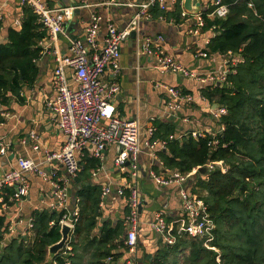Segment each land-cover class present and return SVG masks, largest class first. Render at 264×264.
<instances>
[{
  "label": "trees",
  "instance_id": "trees-1",
  "mask_svg": "<svg viewBox=\"0 0 264 264\" xmlns=\"http://www.w3.org/2000/svg\"><path fill=\"white\" fill-rule=\"evenodd\" d=\"M221 1L229 7L226 17L203 16L202 31L212 33L207 52L237 56L238 63L229 68L224 84L200 90L211 106L225 109L216 121L223 128L215 138L217 145H210L213 139L207 134L193 138L192 131L177 138L176 127L169 122L154 125L153 138L166 142L159 153L163 166L187 176L190 192L207 205L214 223L210 245L218 251L220 261L216 262V252L205 248L201 238L173 234L174 244L162 243L146 264H264V0ZM180 3L175 0L169 11L153 7L150 16L177 21ZM21 13L20 26L7 27L4 41L0 40V113L13 99L23 103V91L32 89L40 74L36 62L46 33L32 8L22 6ZM83 159L73 191L80 213L67 259L69 264H116L129 252L125 244L128 206L125 203L123 218L114 223L102 216L100 189L87 182V172L98 167V160L86 155ZM209 164L213 169L207 168ZM203 167L207 172L199 174ZM12 193L11 188L3 190L5 201ZM63 214L51 209L32 211L34 227L24 236L17 234L4 241L9 221L0 213V264H48L49 247L61 237L58 220ZM50 259L66 264L61 252Z\"/></svg>",
  "mask_w": 264,
  "mask_h": 264
},
{
  "label": "built area",
  "instance_id": "built-area-1",
  "mask_svg": "<svg viewBox=\"0 0 264 264\" xmlns=\"http://www.w3.org/2000/svg\"><path fill=\"white\" fill-rule=\"evenodd\" d=\"M174 3L175 0H146L135 6L136 12L122 30H119L113 23H107L106 34L101 41L99 40L101 18L92 15L86 27L84 38L69 39L68 54L64 55L59 51L56 43L59 36H65V25L74 15L77 7L50 8L45 0L19 1L21 7L29 6L33 9L46 33V37L40 42V46L44 44L45 49L51 48L47 53L53 56L55 62L52 75L53 96L46 99L45 104L54 115L57 128L64 135L65 142L59 150L45 151L42 161L37 162L27 155L16 157L15 166L6 169L0 177V213L7 214L9 203L16 204L17 209L22 208V203L29 195L28 174L36 173L49 182L54 192V203L49 205L50 209L64 212L58 220L60 233L63 226H67L70 230L63 248L58 251L61 252L66 264H69L67 258L72 251V234L80 213L77 199L72 201L69 206L71 198L69 194L71 182L69 181H74L81 172L85 155L88 154L89 157L101 161L109 146L118 147L114 166L120 173L127 174L125 178H129L132 182L123 183L115 190L119 197H124L128 206L125 244L129 252L133 254L136 250V234L139 224L138 207L143 201L140 190L136 186V180L139 176V156L143 146L146 149L145 153H148L152 158V164L159 168V171L158 168L157 170L150 169L149 178L162 188L177 187L183 210L180 217L168 222L163 211L157 209L153 214L151 228L159 235L161 242L167 245L174 244L175 236L173 234H185L193 238H201L205 248L216 252V262L219 263L220 261L218 251L210 245L213 241L214 223L209 218L207 205L200 197L190 192L186 185L187 176L181 175L176 170L164 169L163 163L157 156L158 153L165 150L166 142L153 141L156 131L153 124L145 126L137 120L119 117L112 100L114 94L118 92L119 86L115 81L109 83L102 81L106 72L113 75V80L118 75L120 71V45L130 36L131 32L136 31L140 20L148 19L150 17L149 12L153 7L162 11H169L173 8ZM100 5L111 7L118 5V3L116 0H101ZM228 12L229 7L221 0H211L208 9L191 15L192 26L189 33L200 34L205 24L204 15L211 19L224 18ZM186 15V12L182 10L181 16L185 17ZM21 16L22 13H20L19 18L14 20L13 26L15 28L20 26ZM162 40V36H159L157 42H152L158 44L155 46H149L147 40L145 43H137L136 54L154 56V68L161 73L179 74L182 77L193 79L203 86L225 82L229 71L199 75L165 54L159 45ZM205 45H208V41ZM207 55L206 51L198 52V56L206 58ZM160 87L168 97V101L165 103L168 114L178 115L184 106L195 102L192 94L184 92L178 87L162 84ZM201 100L204 101L202 97ZM207 108L215 121L225 114V109L221 106L213 107L207 104ZM0 116L3 119L11 117L3 110ZM184 121L187 122L186 119ZM222 130V127L208 131L194 130L191 136L198 138L207 134L213 139L210 145L214 147L217 145L215 138ZM28 137L29 146L30 143L39 140L35 132H31ZM177 138L180 136L178 135ZM169 140H172L171 136ZM141 141H143L142 146ZM9 144L4 138H0L1 157L7 156ZM22 144H26L25 139L22 140ZM31 149L37 151L39 146L33 145ZM217 165L220 166L222 173L226 171L220 163ZM45 166L48 167V170L45 169ZM213 167V164L207 165L209 170ZM57 168H64L67 178H69L68 182L57 180ZM96 174L98 173L95 172L94 175L96 176ZM5 188L13 190L7 201L3 197ZM126 191L129 192L127 197L125 196ZM110 192L111 185L106 184L101 191V204ZM20 215V212L14 213L12 216L7 215L9 226L4 241L13 235H17V231L25 235V232L34 227V219L30 215L27 214L28 216L24 218H21ZM50 225H53V222ZM48 259V264H56V262H51L50 258ZM128 264L133 263L128 262Z\"/></svg>",
  "mask_w": 264,
  "mask_h": 264
},
{
  "label": "crops",
  "instance_id": "crops-1",
  "mask_svg": "<svg viewBox=\"0 0 264 264\" xmlns=\"http://www.w3.org/2000/svg\"><path fill=\"white\" fill-rule=\"evenodd\" d=\"M19 1L0 0V40L4 41L6 28L9 25L13 26L11 24L12 20L14 21L20 16L22 7ZM45 1L50 8L77 7L74 15L65 25V36H59L56 43L59 51L67 55L68 40L84 38L86 27L92 15L101 18L99 32V40L101 41L106 34L107 23H113L119 30H122L136 12L135 6L146 0H116L118 5L111 7L100 5L101 0ZM210 2L211 0H198L195 13L208 9ZM184 3L185 0H181V11L183 10L187 15L182 17L180 11L177 21L175 19L169 21L160 18L154 19L151 16L148 19H141L135 29V36L130 35L120 45V71L118 75L114 80L110 72H106L102 77L104 83L115 81L119 86L118 92L114 94L112 99L116 114L119 117L137 120L145 126L169 122L176 127L174 133L176 136L194 130L208 131L218 128L216 121L207 108L209 103L205 99L204 101L201 100L200 90L205 86L179 74L157 71L154 68V56L148 54L139 56L136 54L137 43H145V40H147L149 46H155L158 44L152 42H157V38L162 36L163 40L162 43L159 42V45L164 53L174 58L183 67L193 70L199 75L230 71L229 68L238 63L237 56H219L207 52L205 43L212 36L211 32L201 31L198 35L189 33L193 13L184 7ZM44 46V44L41 46L40 58L36 62L40 71L38 80L32 89L23 91V103L13 99L7 107L2 108L11 117L8 119L1 117L3 121L0 123V138H4L10 143L14 157L27 155L37 162L42 161L45 151L59 150L65 142L64 135L57 128L54 115L45 104L46 99L53 96L52 75L55 62L53 56L47 53L51 48L45 49ZM200 51H206L207 57L198 56ZM161 84L178 87L192 94L195 102L184 106L178 115L168 114L165 108L168 97L160 87ZM31 132H35L39 140H37L38 143L35 141L30 143L29 146L27 137ZM24 139L26 144H22ZM33 145L39 146V149L37 151L32 150ZM142 145L143 141H141ZM145 151L146 149L142 146V153L139 156V176L136 181L141 199H143L136 234V250L133 254L126 252L116 264H123L126 259L132 263L146 264L151 258L150 256L161 246L162 242L159 235L150 226L153 214L157 209L163 211L168 222L175 220L183 213L178 188L175 186L159 187L149 178V170H157L158 167L152 164V158ZM117 154L118 147L109 146L103 159L98 160V167L89 169L87 172L89 175L87 182L90 185L97 186L100 193L106 184L111 185V192L106 196L103 204H99V208L102 216L105 219H110L113 223L123 218L126 206L124 197H119L115 190L121 184L131 182L129 178H125L127 174L120 173L115 168L114 159ZM7 156H0V175L5 169L14 166L10 158L7 161ZM157 156L160 159L159 153ZM86 163L84 164L86 165ZM45 169L48 170V167L45 166ZM164 169L167 168L164 167ZM57 170V180L68 182L69 178H67L64 168H57ZM95 172L98 173L96 176L94 175ZM27 179L30 183L29 195L22 203V208L17 209L16 204H11L7 208L6 216H12L14 213L20 212L21 218H24L35 210H49V205L54 203V192L49 182L36 173L28 174ZM69 182H71L70 191H76L78 184L72 180ZM190 185L193 186V183ZM190 185L189 187H191ZM71 201L70 198L69 206L72 203ZM16 233L18 235L22 234L19 231ZM15 236L13 235L11 238Z\"/></svg>",
  "mask_w": 264,
  "mask_h": 264
},
{
  "label": "water",
  "instance_id": "water-1",
  "mask_svg": "<svg viewBox=\"0 0 264 264\" xmlns=\"http://www.w3.org/2000/svg\"><path fill=\"white\" fill-rule=\"evenodd\" d=\"M197 1L198 0H185V3H184V7L189 10L191 13H195V6L197 4ZM14 21L12 20L11 24L13 25ZM11 26V25H9ZM8 26V27H9ZM106 33V32H105ZM136 34V31H133L131 32V36L134 37ZM140 44V42H139ZM216 85H220V83H216ZM203 86V85H202ZM27 141L29 142V137H27ZM7 152H8V156H7V161H9V158L10 160H12L14 166H15V161H16V156L14 157V152H13V149L11 148V145L9 144L8 148H7ZM19 156V155H18ZM6 170V169H5ZM207 168L203 167V168H200L198 170V173L199 174H204L207 172ZM4 172V171H3ZM3 172L2 174L0 175V177L3 175ZM74 181L77 182L76 178L74 179ZM137 181V180H136ZM71 185V184H70ZM69 185V187H71ZM69 194H70V197H71V200L74 201V194L72 191L69 190ZM71 201V202H72ZM73 205V204H72ZM141 207L142 205L140 204L139 207H138V212L140 213L141 212ZM70 230L67 226H63L62 229H61V240L52 245L51 247H49V257L51 258L53 255H55L60 249L63 248L64 244H65V241L67 239V236L69 234Z\"/></svg>",
  "mask_w": 264,
  "mask_h": 264
}]
</instances>
